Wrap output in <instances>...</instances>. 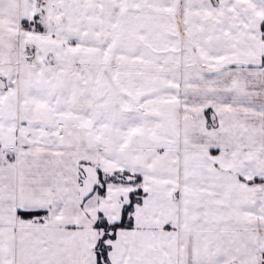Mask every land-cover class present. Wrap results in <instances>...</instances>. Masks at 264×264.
<instances>
[{"label": "snow or ice", "instance_id": "snow-or-ice-1", "mask_svg": "<svg viewBox=\"0 0 264 264\" xmlns=\"http://www.w3.org/2000/svg\"><path fill=\"white\" fill-rule=\"evenodd\" d=\"M0 264H264V0H0Z\"/></svg>", "mask_w": 264, "mask_h": 264}]
</instances>
